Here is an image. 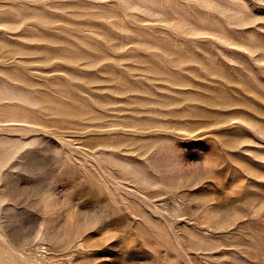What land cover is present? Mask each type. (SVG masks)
Here are the masks:
<instances>
[{
    "label": "rangeland",
    "instance_id": "obj_1",
    "mask_svg": "<svg viewBox=\"0 0 264 264\" xmlns=\"http://www.w3.org/2000/svg\"><path fill=\"white\" fill-rule=\"evenodd\" d=\"M0 264H264V0H0Z\"/></svg>",
    "mask_w": 264,
    "mask_h": 264
}]
</instances>
